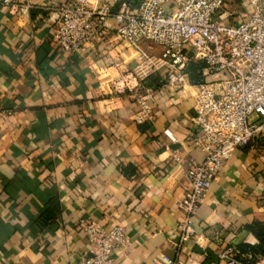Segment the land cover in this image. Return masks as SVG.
<instances>
[{"label":"crops","instance_id":"obj_1","mask_svg":"<svg viewBox=\"0 0 264 264\" xmlns=\"http://www.w3.org/2000/svg\"><path fill=\"white\" fill-rule=\"evenodd\" d=\"M3 1L0 264H84L88 239L79 223L87 219L126 229L129 247L112 254L120 264H165L162 257L219 264L227 245H259L253 226L264 224L263 144L238 149L224 165L194 218L198 241L181 243L187 165L203 159L192 91L157 92L151 117L138 121L139 105L115 97L111 84L136 67L141 52L159 57L156 45L128 47L108 18L84 53L68 55L53 28L56 9L69 0H17L33 6L24 15ZM124 1L92 0L115 13ZM225 5L251 11L241 0Z\"/></svg>","mask_w":264,"mask_h":264},{"label":"built area","instance_id":"obj_2","mask_svg":"<svg viewBox=\"0 0 264 264\" xmlns=\"http://www.w3.org/2000/svg\"><path fill=\"white\" fill-rule=\"evenodd\" d=\"M241 2L249 4L241 7L249 6L251 11L229 12L226 0H125L116 13L109 5L92 0H69L56 9L53 40L68 55L84 53L108 18L114 19L121 43L139 49L147 42L160 49L159 57L141 52L136 67L111 84L115 97L139 105L138 121L151 117L157 92L192 91L194 123L199 130L194 143L203 159L187 165L189 189L178 204L183 214L178 226L181 243L198 241L194 218L234 153L256 142L264 145V0ZM3 4L22 15L33 9L17 0ZM191 63L205 65L209 80L191 84L187 74ZM153 75L160 76L155 88L145 85ZM164 134L171 143L177 142L170 130ZM79 230L88 239L84 264H120L112 254L117 247L130 245L124 227L107 229L87 219L80 221ZM238 254L236 247L225 246L217 254L219 264H243ZM162 261L181 264L167 257Z\"/></svg>","mask_w":264,"mask_h":264},{"label":"trees","instance_id":"obj_3","mask_svg":"<svg viewBox=\"0 0 264 264\" xmlns=\"http://www.w3.org/2000/svg\"><path fill=\"white\" fill-rule=\"evenodd\" d=\"M187 74L189 82L193 85L206 82L210 78L206 73L205 65L200 63H191L187 69ZM159 81L160 76L153 75L145 81V85L155 88L159 86ZM53 208L58 209L57 207ZM253 231L259 240V245H244L238 248V258L243 262V264H256L259 256L264 257V224L255 223Z\"/></svg>","mask_w":264,"mask_h":264},{"label":"rangeland","instance_id":"obj_4","mask_svg":"<svg viewBox=\"0 0 264 264\" xmlns=\"http://www.w3.org/2000/svg\"><path fill=\"white\" fill-rule=\"evenodd\" d=\"M226 9H227L229 12L237 11L235 5H227V6H226Z\"/></svg>","mask_w":264,"mask_h":264}]
</instances>
